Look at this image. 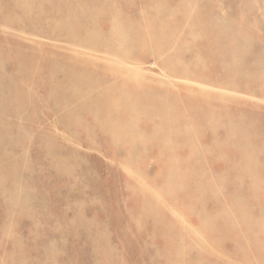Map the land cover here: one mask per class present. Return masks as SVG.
Here are the masks:
<instances>
[{"label": "rangeland", "instance_id": "obj_1", "mask_svg": "<svg viewBox=\"0 0 264 264\" xmlns=\"http://www.w3.org/2000/svg\"><path fill=\"white\" fill-rule=\"evenodd\" d=\"M112 1H113V3H112ZM144 1H146V0H109V1L108 0L107 1L106 0H88V1L87 0H5V1L0 0V15L2 16V17L0 16V23H1V25H0V53L5 55V57H4V55L0 57L1 58L0 59V65H1L0 67L2 68V69H0V75L4 78V81L2 83H0V98H1V102H0V117H1L0 118V133L2 132L1 133L2 135L0 134V177H1L0 189H2L0 192V201H1L0 202V206H1L0 207V234H1L0 235V238H1L0 239V259H1L0 264H18V263L19 264H55V262H56V264H68V263L69 264H75V262H76V264H108V263L109 264H131V263L132 264L133 263L134 264H155V263L156 264H162V263L167 264L168 262H166L167 261L166 252H167V256L169 254H172L173 246H174L173 242H174L175 238H177V241H178V237H179V241H181L180 243H183L184 240H182V237L180 235L178 236V234H177L178 237L176 236L175 229H173V227L171 225H170L171 228L167 225L166 221H168V219H170L169 216L167 214L165 216L162 212H160L157 209L154 210L155 208L151 207V205H149L147 203V201L145 200L146 199L145 195H143L141 192H139V190L137 189V186L134 185L130 181V178L125 174L124 170L120 166V162L123 163V161L125 159V161L126 160L128 161V162L126 161L127 166H130L133 169L138 168L139 170L137 169V171L143 175L144 182L147 181V182L151 183V181H152L153 183H155L159 187L163 186V185L168 186L169 190H172V191H169L170 196H168L169 200L167 201V203L168 204H176L177 206L181 207L185 203H186L185 206H187V202L185 201V203H184L183 199L181 198V193L179 192L181 188L179 187V190H178L174 185L176 182L175 181L176 177H172L169 179H167V177H166V172H167V170L169 171V166H170L169 163L166 161V158L169 157L171 155V153H173L179 149L177 151V153L176 152L173 153L175 155V158L178 159L177 161L179 163H185L188 166L190 165V166L195 167V156H194L193 152L189 149H181L180 139L172 137V136L168 137L169 138L167 141L169 144L168 146H165V144L161 143L160 141H156L155 139H151L150 136H152V133H153L152 131H154L155 129H160L162 125L160 124L161 126H159L158 123H155V124H151L152 126L144 127L145 126L144 121H145V123L147 121V120H145V118L149 117L147 114L139 117L138 122L136 124L135 123L133 124V126L134 125L138 126V124H139V126L142 127L141 129H138V131L142 133V136L139 134L141 137H143L145 139L147 138L148 140L150 139L149 141L152 140L151 142H149L150 148L148 150H145L144 154L141 155L140 153H138V151H139L138 150L139 145L137 144L138 139L132 141L131 137L130 138L128 137L127 139H125V141H122V143L121 142H118V143L115 142L117 140H114V137L111 136V135H113L112 134L113 130L110 127H106V125H104L102 127L99 125V127H101V128H98V126L96 125L99 122H102L103 120H105L104 119L105 117L102 113V109L101 108H95V109L90 111V110H87L85 108V102L80 97L81 95H83L86 92L85 87H84V90H85L84 91L82 88L83 86L81 84H78L77 82L72 83L73 87L71 86V84H67L66 77L68 75L67 74L68 72L63 71V70L53 71L46 64V62L48 60V58L46 56L40 57L37 60L34 59L31 61H27V62H26V57H24L28 53H54V52H52L53 50H48V49L52 46H59V45H60L59 48H66L64 46L68 45V41H72V42L74 41L75 43L96 42L94 40L92 41L91 39L94 38L95 36L97 37V35H99V34H100V39H95V40H97V44H99V46L100 45L105 46L108 43L107 31L110 28V22H111L110 18H112L111 16H113L114 14L117 15V13L119 14V16L121 15L120 18L122 21V27H123L124 31H127L128 36H130V35H132V31L134 30L133 29L134 26L132 25L131 18H133L135 15H137L138 11H140V10H144V12H146V10L144 9V5H143ZM207 1L208 0H206V1L205 0H193V3H195V5L197 7L201 8L204 6V8H205V6L207 5ZM210 1H211V3H210ZM224 1L223 0H209L208 3H209V5L211 4L212 7L211 6L210 7L213 8L214 12L217 13V11H218V13L215 14V15H217L218 19L220 17H222L225 20L226 24H229V25L231 24L232 28H235L236 25H238L233 30H235L238 33L240 32L241 34H243V37H246V35L249 34L247 36L248 38L247 37L245 38L248 42L246 43V53H245L244 63H246V65L250 69L251 68L260 69L262 71V73L264 74V0H249V1L247 0L248 5H245L246 0H243V1H241V0H224ZM8 2H10V3H8ZM34 2H36V3L34 4ZM109 2H110V5H109ZM167 2L172 3V0H167ZM212 2H213V4H212ZM214 2H216L217 4ZM240 2H242V3H240ZM2 3L7 5V6H4ZM226 3L227 4L229 3V4L226 5ZM19 6L21 8H19ZM245 6H247V7H245ZM22 7H23V9H22ZM219 7H220V9L218 10L217 8H219ZM14 8H17V9L19 8V9L14 10ZM112 8H113V10H112ZM250 8L251 9L254 8V9L251 10ZM3 9H4V11H3ZM259 9H261V10H259ZM9 10H11V12ZM221 10H223V11H221ZM245 12H247V14ZM250 12H252V14H250ZM24 15H25V18L23 19ZM244 15H245L246 19H244ZM72 16L74 17V19L72 18ZM130 16H131V18H129ZM248 17L251 20H249ZM123 18H125V19L123 20ZM24 20H26V21H24ZM45 20H46V22H45ZM231 21H232V23H231ZM50 22L53 23L54 26H52V24ZM81 22H83V23H81ZM241 22H243V24ZM257 22H259V23L257 24ZM49 23H50V25H49ZM249 23H251V24L253 23V24L251 25ZM254 23H256V24H254ZM22 25H23V27H21ZM255 25H257V27ZM28 26H29V28H28ZM246 26H248V27H246ZM252 26H253V28H252ZM244 27L246 29L247 28L248 29L246 30ZM240 28H241V30H244V32L241 31ZM53 29H54V31H53ZM254 29L256 32L254 31ZM8 30L11 32V34ZM39 30H41V31H39ZM57 30H58V32H57ZM30 31H32L33 33H31ZM46 32H47V34H46ZM38 33H41V34H38ZM52 33H54V34H52ZM96 33H99V34H96ZM18 35H19V37H18ZM65 35H66V37H65ZM53 37H56L59 40L54 41V39L53 40L49 39V38H53ZM61 39L63 40V42L60 41ZM16 41H17V45H15ZM102 41H103V43H102ZM242 41L243 40L240 41V39L238 38V42H242ZM59 42H61V43H59ZM24 44H26V45H24ZM31 44H32V46L36 45V44L37 45L41 44L39 46H43V47H47V48L45 50H42V51H38V50L35 51L36 49H33L31 47ZM1 45H2V47H1ZM6 46H8V47H6ZM91 54L93 57L95 56L96 58H100V59H106V58L110 59L111 58L110 53L107 51L105 53L103 51L92 52ZM204 54H208V53H201V54L199 53V55H201V56H204ZM219 54L220 53H218V57H219ZM195 55H196L195 52L186 53V56L188 58H190V57L195 58ZM205 56H207V55H205ZM13 58H15V59L13 60ZM3 62H5L6 64L5 63L3 64ZM151 64L152 65L157 64V61H155L154 59H149L146 62L145 67L147 69L153 70L155 74H158L159 69L158 68L152 69ZM135 65H137L136 67H139V68L141 67L139 64H135ZM135 65L133 64V66H135ZM16 70H17V72H16ZM3 71H4V73H2ZM202 72L208 74V73H212L214 71L211 69V67L209 68V66L206 65L205 67H203ZM70 73H71V75H73V77H78V76H81V74H82L81 71H78V70H72ZM216 74L218 76L219 71ZM8 75L10 76L11 81L9 80ZM13 76L14 77L16 76V78H14ZM100 76L101 75H97V77H100ZM17 81L19 84L17 83ZM20 81H21V83H20ZM257 81H258V79L255 80V82H253V81L252 82H246V81H243V79H242L241 81H239L240 83H242L241 85L242 86H243V84L247 85V86L253 88V90H251L250 93H248V94H243V93H241V94L237 93V94L239 96L240 95L243 96V97H241V99L242 100L244 99L243 100L244 104L242 107H240L241 110L240 109L239 110H240V112H242V114H244L242 116L245 119L249 120V121L247 120V123H249L251 126V130H250V132H248L249 140H246L248 145H250L249 147L251 149L254 148L253 149L254 154L252 157H250V159L253 160V162H255V163H257V161H258V163H261L264 165V154H263L264 149H263V151L261 149V144H262V148H264V121H263L264 120V80L261 82L260 81L257 82ZM26 82H27V84H26ZM90 84H93V83H90ZM103 84H104V87L113 86L115 92L116 91L118 92L120 90V88L118 86L119 84L116 85V83L114 81H111L109 78H106L105 81L103 82ZM36 85H38V86H36ZM48 86H50V87H48ZM28 89L30 90V92ZM77 89H79L81 91H79ZM26 91H28V92L26 93ZM260 91H262V92H260ZM7 92H9V93H7ZM73 93L76 94V96H74ZM78 93H79V95H78ZM164 93H166V92H164ZM262 93H263V96H262ZM259 94H261V97ZM33 95L36 96V98ZM28 97H29V99H27L28 102H26V98H28ZM2 98H4V99H2ZM41 98H43L44 101ZM37 99L39 102H37ZM46 99H48V100H46ZM50 99H51L52 104L49 101ZM64 100L66 101V104H65ZM27 103H28V105H27ZM23 105H25V106H23ZM30 105H31V107H30ZM32 106H34V107H32ZM54 106H55V109H54ZM247 107H249V108H247ZM256 108H257V111H256ZM103 109H105V108H103ZM252 109H253V111H252ZM47 111H49V112H47ZM87 111H89V112H87ZM38 112L41 115H39ZM248 112H249V114H248ZM250 113H252V114H250ZM87 115L90 117V119ZM246 116H248V117H246ZM42 117H44V118H42ZM76 117H78V118H76ZM82 117H84V118H82ZM97 118H100L102 121H97L96 120ZM222 118L224 119L223 115H222ZM64 120H66V121H64ZM92 121H94V122H92ZM128 125H130V124H128ZM128 125L122 126V128L124 129L123 130L124 132H126L127 129L129 128ZM78 126H79V128H78ZM1 129H3V130H1ZM258 129H259V131H258ZM107 130H108V133H107ZM13 131H14V133H13ZM225 131H226V129H224V125L222 123H220L217 133L223 134ZM5 132H6V135H5ZM17 132H19V133H17ZM24 132L26 135L25 134L23 135ZM98 132H99V134H98ZM35 134H36L37 139L35 137ZM10 135L13 139L7 138ZM5 136H7V137H5ZM252 137H253V139H252ZM18 139L20 141H18ZM30 139H33V140L31 141ZM7 140L9 141L8 143H6ZM11 140L13 141V143ZM99 140H101V142ZM105 142H107V143H105ZM199 142H201L203 144H206L207 142H209L208 131L204 132V135L202 134V140L199 139ZM6 144H8V145H6ZM19 144H22L23 146L21 145L22 146L21 147V146H19ZM255 145L257 146V148L255 147ZM2 146H3V148H1ZM17 146H19V147H17ZM28 149H29V151H28ZM16 150H18V151H16ZM19 150H20V152H19ZM173 150H175V151H173ZM185 150H187L186 153H185ZM255 150H257L256 153H255ZM80 151H82L84 154L82 155L81 154L82 152H80ZM7 152L8 153L10 152V153L8 154ZM62 152H64V153L66 152V153L64 154ZM22 153L23 154L25 153L23 155V157H22ZM261 154H263V155H261ZM45 155H46V157H44ZM255 156H256V158H254ZM40 157H41V159H40ZM126 157H127V159H126ZM208 158H213V157H211L209 155ZM17 159H19V161ZM151 159H153V160H151ZM161 159H162V161H161ZM254 159H256L257 161ZM74 161H76V162H74ZM159 162L164 163V164L161 165V163L159 164ZM48 163H50V164H48ZM35 164H36V166H35ZM84 164H86V165H84ZM209 164H210V165H208V171L209 172H214V173L219 174L224 169V166L219 161L213 162L212 164L210 162ZM50 165H51V167H50ZM39 167H41V169ZM74 167H75V170L77 169L76 171L73 169ZM48 169H49V171H48ZM27 171H28V173H27ZM87 171H90V172H87ZM115 171H116V173H115ZM52 172H53V175H51ZM117 172H118V174H117ZM35 173H37V174H35ZM49 173H50V175H47ZM81 173H82V175H81ZM26 174L29 176H32V177L29 178V176H27ZM93 174H94V176H93ZM158 174H160V175H158ZM37 175L40 178H38ZM17 177H18V179H17ZM126 177H128V178L126 179ZM82 178H84V179H82ZM90 178H91V180H90ZM190 178H192V179H190ZM5 179H6V181H3ZM20 179H22V180H20ZM17 180L20 182H18ZM42 180L44 182H42ZM29 181H31V182H29ZM241 181L242 180H240L238 182V185L236 182L233 183V181H227L226 187L223 189L225 191L223 197H227V195H229V196L234 195L237 197H241L243 194L248 195V190H249L248 181L247 182L246 181L241 182ZM8 182L11 185L8 184ZM68 182H70V183H68ZM81 182H83V183H81ZM187 182L190 185L192 183H194L193 177L189 176ZM19 183H20V185H19ZM93 183H94V185H93ZM112 183L114 186L112 185ZM116 183L117 184L119 183L118 186ZM10 186H11V188H10ZM41 186L43 189L41 188ZM128 186L131 187V189ZM171 187L173 189H171ZM93 188H94V190H93ZM36 189H38L39 192ZM97 189H98V191H95ZM191 189H192V187H191ZM240 189H242V190H240ZM84 190H85V192H84ZM90 190H92V192ZM42 192L43 193L45 192V193L43 194ZM95 192H96V194H95ZM6 193H7V195L9 193V196L11 198L7 197ZM100 193H101V195H100ZM103 193L106 195H104ZM90 195H92V196H90ZM142 195H143V197H142ZM256 195L264 207V192H261V191L257 192ZM18 196H20V197H18ZM203 196H205V195H203ZM19 199H23V201L22 200L20 201V204H19ZM102 202H104V203L102 204V207H101ZM24 203H25V205H27V204L28 205L26 207H24L25 206V205L23 206ZM40 203L43 206L40 205ZM63 203L66 205H64ZM122 204H124V205H122ZM30 205H31L32 209H31ZM35 205H37V206H35ZM90 205H91V207H90ZM120 205H121V207H120ZM213 205L214 204L212 202H207V204H205V208L211 209V208H213ZM57 206H58V208H57ZM27 207H30V208H27ZM126 207H128V209ZM81 210H84V212H82ZM128 210H130L131 212H128ZM30 211H32V214L30 213ZM55 211H56V213H55ZM41 212H43V213H41ZM59 212H60V214H59ZM125 212L128 215H126ZM152 212L154 215L152 214ZM78 213H79V216L77 215ZM19 214H21V215H19ZM22 214H24V215H22ZM57 214H59V215H57ZM148 214H149V216H148ZM46 216H49V217H46ZM83 216H85V217H83ZM144 216H146L149 219L145 218ZM4 217H6V218H4ZM20 217H21V219L22 218L23 219L20 220ZM7 219H8V221H7ZM93 219H95V220L93 221ZM131 219H133V220L135 219V220L133 221ZM165 219H166V221H165ZM70 220H71V222H70ZM72 220H74V221H72ZM121 220L124 221V223ZM41 221H43V222H41ZM109 221L112 223L111 225H110ZM112 221H114L115 223ZM93 222H95L96 225ZM196 222H197V213L196 212L188 213V217L185 219L186 225L193 227V226H195ZM219 225L221 226V224H219ZM12 226H13V229H11ZM20 226L22 228H20ZM40 227H42V228H40ZM48 227H50V229ZM53 227H59V228L54 229ZM119 227H120V229H122L121 231L119 230ZM126 227H127V229H126ZM143 228H145V229H143ZM56 229H58V230H56ZM170 229H171V231H170ZM1 230L2 231L4 230L5 232L1 233ZM113 230H115V231H113ZM125 230L128 234L125 232ZM46 231H47V233H46ZM94 231H96V232H94ZM118 231H120V232H118ZM162 232L164 233V235ZM98 233H100V234H98ZM106 233H107V236H106ZM124 233H126V234L124 235ZM166 233H168V234H166ZM169 233H171V234H169ZM93 235L97 239L95 237H93ZM127 235H129V236H127ZM6 236H8V238ZM10 236H11V238H10ZM13 236H14V238H13ZM50 236H52V238ZM85 236L86 237L88 236V237L85 238ZM112 236H113V238H112ZM70 237H73V238H70ZM164 237H166V238H164ZM106 238H108V239H106ZM114 238L116 239V241L114 240ZM163 238L166 239L167 242L165 240V243H164ZM124 239H125V241H124ZM91 240H92V242H91ZM133 240L134 241L136 240V241L134 242ZM26 241L27 242L29 241V242L27 243ZM143 241H144V244H143ZM215 241L216 242L219 241L217 243H220L219 247L221 245L220 249L224 250V251L234 247V244L231 243L228 240V238H226V237H222L221 239L216 238ZM145 242L147 244H145ZM54 243H55V245H54ZM118 243H119V246H118ZM126 243H127V245H126ZM7 244H8V246H7ZM9 244H10V246H9ZM169 244H170V246H169ZM89 245H90V247H89ZM128 245L130 248L127 247ZM163 245H165V246H163ZM228 245H230V246H228ZM18 247H20V249ZM79 247H81V248H79ZM9 248H11V249H9ZM77 248H78V250H77ZM53 249H55V250H53ZM61 249H63V250H61ZM164 249H166V250H164ZM187 249L188 250L183 253V255L186 254V257L184 258L185 261L192 260L194 258V256L195 257L198 256V254L193 251L191 246H188ZM102 253H104V254H102ZM108 253H109V255H108ZM89 254H90V256H89ZM164 254H165V256H164ZM11 255H13V257H11ZM19 255H20V257H19ZM107 256L109 258H106ZM161 257H163V259H161ZM104 258H105V260H104ZM2 259H3V262H2ZM63 259H65V260H63ZM86 260H87V262H86ZM134 260H136V262ZM91 261H93V262H91ZM105 261H107L108 263ZM198 262L199 263H196V264H206V263L209 264L208 261H205L203 263H202V261H198ZM188 264H195V263L192 261V262H189Z\"/></svg>", "mask_w": 264, "mask_h": 264}, {"label": "bare ground", "instance_id": "obj_2", "mask_svg": "<svg viewBox=\"0 0 264 264\" xmlns=\"http://www.w3.org/2000/svg\"><path fill=\"white\" fill-rule=\"evenodd\" d=\"M241 1H243V0H241ZM208 2H209V0L207 1V5L205 6V8H204V6L200 8V7H197L195 5V3H193V0H172V3L167 2V0H146L143 2L144 9L146 10V12H144V10H140V11H138V14L135 15L133 18H131V16L129 17V18H131L132 25L134 26V28H133L134 30L132 31V35H130V36H128L127 31H124V29L122 27V21L120 18L121 15L119 16V14L117 13V15L114 14L113 16H111L112 18H110L111 19L110 28L107 31L108 43L105 46H101V45L99 46V44H97V40H95V39H100V34L96 33L99 35H97V37L95 36L94 38L91 39L92 41L94 40L96 42L75 43L74 41L73 42L68 41V45L64 46L66 48H59V46H60L59 45V46H52L48 49V50H53L52 52H54V53H28L24 57H26V62H27V61H31L34 59L37 60L40 57L46 56L48 58V60H47V62L46 61L45 62L53 71L63 70V71L68 72L67 73L68 75L66 77L67 84H71V86H72L73 82L74 83L77 82L78 84H81L83 86L82 87L83 90L85 87L86 92L80 96L81 99L85 102V108L87 110H90V111L95 109V108H101L102 109V113L105 117L104 118L105 120L102 121L100 118H97L96 119L97 121H102V122H99L98 124L95 123V124L98 126V128H101V127H99V125L102 127L104 125H106V127H110L113 130V132H112L113 135H111V136L114 137V140H117L115 142H117V143L121 142L122 143V141H125V139H127L128 137L129 138L131 137L132 141L138 139L137 140V144L139 145L138 153H140L141 155L144 154L145 150H148L150 148L149 142H151L152 140L149 141L150 139L148 140L147 138L145 139V138L141 137L142 133L139 132L138 129H141L142 127L139 126V124H138L139 127L137 125L133 126V124L134 123L136 124L138 122L139 117L147 114L149 117L145 118V120H147V121H146V123L144 121V125H145L144 127L152 126L151 124H155V123H158L159 126L162 125L160 129H155L154 131H152L153 132L152 136H150L151 139H155L156 141H160L161 143L165 144V146H168L169 145L167 142L169 139L168 137L172 136V137L180 139L181 145L180 144L179 145H180L181 149H189L193 152V154L195 156V167L190 166V165L188 166L185 163H179L177 161L178 159L175 158V155L173 153H175V152L177 153V151L179 149L177 151L173 150L175 152L171 153V155L166 158V161L170 165L169 171L167 170V172H166V177H167V179L172 178V177H176L175 178L176 182L174 185L178 190H179V187L181 188L179 191L181 193V198L183 199L184 203H185V201L187 202V206H185V204H186L185 203L181 207L177 206L176 204H168L167 203V201L169 200L168 196H170L169 191H172V190H169L168 186L163 185V186L159 187L158 185H156L152 181H151V183L147 182V181L144 182L143 175L137 171L138 168L133 169L132 167L127 166V163H126L127 160L125 161V159H124L123 163L120 162V166L124 170L125 174L130 178V181L134 185L137 186V189L139 190V192H141L143 195H145V198H146L145 200L147 201V203L149 205H151V207L155 208L154 210H156V209L159 210L165 216L167 214L170 218V219H168V221H166V219H165V221L167 222V225L169 227L171 225L173 227V229H175L176 236L178 234V236L180 235L182 237V240H184L183 243H180L181 241H179V237L177 236L178 241H177V238H175V240L173 242L174 246H173L172 254H169L167 256V252H166V259H167L166 262H168L169 264H188L189 262H192V261L195 264L199 263L198 261H202V263L205 261H208L209 264L210 263L211 264H264V207L256 195L257 192H260V191L264 192V165L261 163H258V161L256 159H254V160H256L257 163L253 162V160L250 159V157H252L254 154L253 153L254 148L251 149L249 147L250 145H248L246 140H249L248 132H250L251 126L249 123H247L248 119H245L242 116L244 114H242V112H240V110H241L240 107L243 106V104H244L243 100L244 99L242 100L241 97H243V96L238 95L241 93L248 94V93H250L251 90H253V88H251L247 85L243 84V86H242L241 85L242 83H240L239 81H241L243 79V81H246V82H252V81L255 82V80L258 79L257 82H259V81L261 82L264 80V74L262 73V71L260 69H258V68H256V69L251 68L250 69L246 65V63H244V58H245V53H246V43L248 42L245 38L249 34L246 35V37H243V34H241L240 32L238 33L235 30H233L238 25H236L235 28H232L231 24L230 25L226 24L225 20L222 17H220L218 19L217 15H215L218 13V11H217V13L214 12L213 8H211L212 7L211 4L209 5ZM245 2L247 3V0ZM8 3H10V2H8ZM35 3L36 2H34V4ZM112 3H113V1H112ZM210 3H211V1H210ZM214 3H216V2H214ZM240 3H242V2H240ZM246 3H245V5H248V3L247 4ZM212 4H213V2H212ZM228 4L226 3V5H228ZM3 5L7 6L5 4H3ZM109 5H110V2H109ZM245 7H247V6H245ZM19 8H21V7L19 6ZM16 9L17 8H14V10H16ZM22 9H23V7H22ZM217 9L219 10L220 7ZM253 9L254 8H252L251 10H253ZM11 10H9V11L11 12ZM112 10H113V8H112ZM259 10H261V9H259ZM3 11H4V9H3ZM221 11H223V10H221ZM247 12H245V13L247 14ZM250 14H252V12H250ZM24 18H25V15H24L23 19ZM72 18L74 19L73 16H72ZM124 19L125 18H123V20ZM244 19H246L245 15H244ZM248 19L251 20L249 17H248ZM24 21H26V20H24ZM45 22H46V20H45ZM50 23H49V25H50ZM81 23H83V22H81ZM231 23H232V21H231ZM241 23L243 24V22H241ZM258 23L259 22H257V24ZM51 24H52V26H54L53 23H51ZM249 24H251V23H249ZM254 24H256V23H254ZM0 25H1V23H0ZM255 26L257 27V25H255ZM21 27H23V25ZM246 27H248V26H246ZM28 28H29V26H28ZM252 28H253V26H252ZM54 29H53V31H54ZM240 30H241V28H240ZM39 31H41V30H39ZM241 31L244 32V30H241ZM254 31H255V29H254ZM30 32L33 33L32 31H30ZM57 32H58V30H57ZM10 34H11V32H10ZM38 34H41V33H38ZM46 34H47V32H46ZM52 34H54V33H52ZM18 37H19V35H18ZM65 37H66V35H65ZM238 38L240 39V41L241 40H243V41L238 42ZM49 39H52V40L54 39V41L59 40L56 37L49 38ZM60 41L63 42L62 39ZM103 41H102V43H103ZM59 43H61V42H59ZM15 45H17V41H16ZM24 45H26V44H24ZM39 45H41V44H39ZM39 45L36 44V45L32 46V44H31V47L33 49H36L35 51H37V50L42 51V50H45L47 48V47H43V46H39ZM1 47H2V45H1ZM6 47H8V46H6ZM101 51H103L104 53L106 51L109 52L111 55L110 56L111 58L110 59H108V58L100 59V58H96L95 56L93 57L91 54L92 52H101ZM193 52L196 53L195 58L194 57L188 58L186 56V53H193ZM199 53L200 54L201 53H208V54H204V56H201V55H199ZM218 53H220L219 57H218ZM3 55L4 54L0 53V57ZM205 55H207V56H205ZM4 57H5V55H4ZM14 59L15 58H13V60ZM149 59H154L155 61H157V64H153V65L151 64V65H152V69H155V68L159 69L158 74H155L153 70L147 69L145 67L146 62ZM4 63L5 62H3V64ZM133 64L134 65L139 64L141 67L140 68L136 67L137 65L133 66ZM206 65L209 66V68L211 67V69L214 72L208 73V74L203 73L202 69ZM0 69H2V68L0 67ZM72 70L81 71V73H82L81 76L73 77V75H71V73H70ZM218 71H219V75L217 76L216 73ZM16 72H17V70H16ZM2 73H4V71ZM97 75H101V76L97 77ZM14 78H16V76ZM106 78H109L111 81H114L116 83V85L119 84L118 86H119L120 90L118 92L117 91L115 92L113 86L104 87L103 82L105 81ZM9 80H10V76H9ZM3 81H4V78L0 75V83H2ZM21 81H20V83H21ZM17 83H18V81H17ZM90 83H93V84H90ZM26 84H27V82H26ZM36 86H38V85H36ZM48 87H50V86H48ZM77 90H79V89H77ZM79 91H81V90H79ZM27 92L28 91H26V93ZM29 92H30V90H29ZM164 92H166V93H164ZM260 92H262V91H260ZM7 93H9V92H7ZM73 95L76 96V94H74V93H73ZM78 95H79V93H78ZM259 95L261 97V94H259ZM262 96H263V93H262ZM34 97L36 98V96H34ZM2 99H4V98H2ZM27 99H29V97L26 98V102H28ZM41 99H43V98H41ZM46 100H48V99H46ZM43 101H44V99H43ZM49 101L51 102V99ZM0 102H1V98H0ZM37 102H39L38 99H37ZM51 104H52V102H51ZM65 104H66V101H65ZM27 105H28V103H27ZM23 106H25V105H23ZM30 107H31V105H30ZM32 107H34V106H32ZM103 108H105V109H103ZM247 108H249V107H247ZM54 109H55V106H54ZM253 109H252V111H253ZM256 111H257V108H256ZM47 112H49V111H47ZM87 112H89V111H87ZM38 114H39V112H38ZM248 114H249V112H248ZM250 114H252V113H250ZM39 115H41V114H39ZM222 115L224 116V119L222 118ZM246 117H248V116H246ZM42 118H44V117H42ZM76 118H78V117H76ZM82 118H84V117H82ZM89 119H90V117H89ZM64 121H66V120H64ZM92 122H94V121H92ZM220 123H222L224 125V129H226V131L223 134L217 133ZM128 124H130V125H128ZM124 125H128V127H129L128 129L126 128L127 129L126 132H124L123 131L124 129L122 128V126H124ZM78 128H79V126H78ZM1 130H3V129H1ZM206 131H208V133H209V142H207L206 144H203V143L199 142V139L202 140V134L204 135V132H206ZM258 131H259V129H258ZM6 132H5V135H6ZM13 133H14V131H13ZM17 133H19V132H17ZM107 133H108V130H107ZM24 134H25V132L23 133V135ZM98 134H99V132H98ZM5 137H7V136H5ZM35 137H36V134H35ZM7 138L13 139L11 137V135ZM36 139H37V137H36ZM252 139H253V137H252ZM30 140L32 141L33 139H30ZM18 141H20V140L18 139ZM99 141L101 142V140H99ZM8 142L9 141L7 140L6 143H8ZM12 143H13V141H12ZM105 143H107V142H105ZM6 145H8V144H6ZM21 145L22 144H19V146H21ZM19 146H17V147H19ZM255 147L257 148L256 145H255ZM1 148H3V146ZM261 149H262V151L264 149V148H262V144H261ZM16 151H18V150H16ZM28 151H29V149H28ZM186 151L187 150H185V153H186ZM19 152H20V150H19ZM80 152H82V151H80ZM256 152H257V150H255V153ZM62 153H64V152H62ZM24 154L22 153V157ZM81 154L83 155L84 153L82 152ZM263 154H261V155H263ZM209 155L213 158H208ZM44 157H46V155ZM254 158H256V156ZM40 159H41V157H40ZM126 159H127V157H126ZM17 160L19 161V159H17ZM151 160H153V159H151ZM161 161H162V159H161ZM217 161H219L224 166V169L219 174L214 173V172H209L208 171V165H210L209 163L211 162V164H212L213 162H217ZM74 162H76V161H74ZM160 163L161 162H159V164ZM48 164H50V163H48ZM162 164H164V163H161V165ZM84 165H86V164H84ZM35 166H36V164H35ZM50 167H51V165H50ZM39 168L41 169V167H39ZM49 169H48V171H49ZM73 169L75 170V167ZM87 172H90V171H87ZM27 173H28V171H27ZM115 173H116V171H115ZM35 174H37V173H35ZM117 174H118V172H117ZM47 175H50V173ZM51 175H53V172ZM81 175H82V173H81ZM158 175H160V174H158ZM27 176H29V175H27ZM93 176H94V174H93ZM189 176H192L194 179V183H192L191 185L187 182ZM30 177H32V176H29V178ZM37 177H38V175H37ZM128 177H126V179ZM38 178H40V177H38ZM17 179H18V177H17ZM82 179H84V178H82ZM190 179H192V178H190ZM0 180H1V177H0ZM20 180H22V179H20ZM90 180H91V178H90ZM240 180L246 181V182L248 181V185H249L248 186L249 187L248 195L243 194L241 197H237L234 195L233 196L227 195V197H223L224 192H225L223 189L226 187V184H227L226 182L227 181H233V183L236 182L238 185V182ZM3 181H6V179ZM18 182H20V181H18ZM29 182H31V181H29ZM42 182H44V181L42 180ZM68 183H70V182H68ZM81 183H83V182H81ZM94 183H93V185H94ZM8 184H10V183L8 182ZM118 184H117V186H118ZM19 185H20V183H19ZM112 185H113V183H112ZM191 187H192V189H191ZM10 188H11V186H10ZM41 188H42V186H41ZM129 188L131 189V187H129ZM171 189H173V188L171 187ZM1 190L2 189H0V192H1ZM36 190L38 191V189H36ZM93 190H94V188H93ZM240 190H242V189H240ZM90 191L92 192V190H90ZM95 191H98V189ZM84 192H85V190H84ZM95 194H96V192H95ZM6 195H7V193H6ZM100 195H101V193H100ZM104 195H106V194H104ZM143 195H142V197H143ZM203 195H205V196H203ZM90 196H92V195H90ZM7 197H10L9 193H8ZM18 197H20V196H18ZM21 200L23 201V199H19V204H20ZM207 202H212L214 204L213 208L206 209L205 204H207ZM103 203L104 202L101 203V207H102ZM24 205H25V203L23 204V206ZM27 205H25L24 207H26ZM40 205H42V204L40 203ZM64 205H66V204H64ZM122 205H124V204H122ZM35 206H37V205H35ZM30 207H31V205H30ZM30 207H27V208H30ZM90 207H91V205H90ZM120 207H121V205H120ZM57 208H58V206H57ZM126 208L128 209V207H126ZM31 209H32V207H31ZM81 211L84 212V210H81ZM43 212H41V213H43ZM128 212H131V211L128 210ZM153 212H152V214H153ZM191 212L197 213V222L195 223V226H193V227H190V226L186 225V223H185V219L188 217V213H191ZM30 213L32 214V211H30ZM55 213H56V211H55ZM59 214H60V212H59ZM59 214H57V215H59ZM125 214H126V212H125ZM19 215H21V214H19ZM22 215H24V214H22ZM77 215L79 216V213ZM126 215H128V214H126ZM148 216H149V214H148ZM46 217H49V216H46ZM83 217H85V216H83ZM144 217L147 218L146 216H144ZM4 218H6V217H4ZM22 219L20 217V220H22ZM147 219H149V218H147ZM94 220L95 219H93V221ZM131 220H133V219H131ZM7 221H8V219H7ZM72 221H74V220H72ZM41 222H43V221H41ZM70 222H71V220H70ZM112 222H114V221H112ZM122 222L124 223V221H122ZM93 223L95 224V222H93ZM109 223H110V225L112 224L110 221H109ZM219 224H221V226ZM20 228H22V227L20 226ZM40 228H42V227H40ZM48 228L50 229V227H48ZM53 228L55 229V228H59V227H53ZM11 229H13V226ZM126 229H127V227H126ZM143 229H145V228H143ZM56 230H58V229H56ZM119 230L121 231L122 229H120V227H119ZM113 231H115V230H113ZM120 231H118V232H120ZM170 231H171V229H170ZM2 232H5V231L1 230V233ZM94 232H96V231H94ZM125 232H126V230H125ZM46 233H47V231H46ZM126 233H124V235ZM98 234H100V233H98ZM166 234H168V233H166ZM169 234H171V233H169ZM163 235H164V233H163ZM106 236H107V233H106ZM127 236H129V235H127ZM6 237L8 238V236H6ZM50 237L52 238V236H50ZM87 237L85 236V238H87ZM93 237H95V236L93 235ZM222 237L228 238V240L234 244V247L231 249H228L226 251L221 250L220 249L221 245L219 247L220 243H217L219 241L216 242L215 240H216V238L221 239ZM10 238H11V236H10ZM13 238H14V236H13ZM70 238H73V237H70ZM112 238H113V236H112ZM115 238H114V240L116 241ZM164 238H166V237H164ZM106 239H108V238H106ZM165 240L166 239H164V243H165ZM124 241H125V239H124ZM91 242H92V240H91ZM166 242H167V240H166ZM119 243H118V246H119ZM143 244H144V241H143ZM145 244H147V243L145 242ZM170 244H169V246H170ZM54 245H55V243H54ZM126 245H127V243H126ZM7 246H8V244H7ZM9 246H10V244H9ZM163 246H165V245H163ZM188 246H191L193 251L195 253H197L199 257L194 256V258L192 260L185 261L184 258L186 257V254L183 255V253L188 250L187 249ZM228 246H230V245H228ZM89 247H90V245H89ZM127 247H129V245ZM18 248L20 249V247H18ZM79 248H81V247H79ZM9 249H11V248H9ZM53 250H55V249H53ZM61 250H63V249H61ZM77 250H78V248H77ZM164 250H166V249H164ZM109 253H108V255H109ZM102 254H104V253H102ZM89 256H90V254H89ZM164 256H165V254H164ZM11 257H13V255H11ZM19 257H20V255H19ZM106 258H109V257L107 256ZM3 259H2V262H3ZM65 259H63V260H65ZM161 259H163V257H161ZM104 260H105V258H104ZM134 261L136 262V260H134ZM86 262H87V260H86ZM91 262H93V261H91ZM105 262H107V261H105ZM55 264H56V262H55ZM75 264H76V262H75ZM162 264H164V263H162Z\"/></svg>", "mask_w": 264, "mask_h": 264}]
</instances>
